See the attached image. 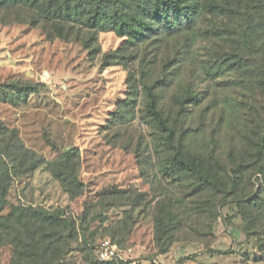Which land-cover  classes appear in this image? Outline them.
<instances>
[{"label":"rangeland","instance_id":"1","mask_svg":"<svg viewBox=\"0 0 264 264\" xmlns=\"http://www.w3.org/2000/svg\"><path fill=\"white\" fill-rule=\"evenodd\" d=\"M238 22L207 15L184 39L155 37L137 46L114 31L92 35L67 25L71 31L60 38L26 12L0 15V122L16 131L26 158L42 160L33 172L12 176L7 202L66 220L50 237L36 231L32 239L25 233L26 241L43 247L56 240L54 264H84L104 239L131 248L129 259L159 264H264L262 235L244 229L235 202L195 191L191 178L163 174L176 150L197 159L211 152L226 171L241 162L246 191L257 189L254 178L248 182L249 112L250 104L260 111L264 97L249 95V49L237 43ZM237 53L247 58L238 62ZM211 70L218 72L211 76ZM170 73L181 77L154 88L164 116L175 117V98L185 89L198 97L196 105L184 104L173 145L147 116L144 88ZM10 84L32 88L11 100L3 97ZM72 148L76 193L55 175L62 153ZM207 204H215L217 216L206 214ZM164 210L177 224L159 230ZM168 236L173 242L161 253ZM18 245H0V264L26 263Z\"/></svg>","mask_w":264,"mask_h":264},{"label":"trees","instance_id":"2","mask_svg":"<svg viewBox=\"0 0 264 264\" xmlns=\"http://www.w3.org/2000/svg\"><path fill=\"white\" fill-rule=\"evenodd\" d=\"M19 12L29 14V19L46 29L47 35L53 30L57 37L65 38L71 31L66 30L67 25H70V28L79 25L92 32V35L114 31L119 36L125 37L131 45L137 46L155 37L184 39L188 33L197 28L198 20L207 15L209 17L223 14L233 18L235 16L236 21L240 20L237 25L239 30L236 32L239 37L237 43L249 49L247 56L249 57V95L254 100H257V96L264 97V0H0L1 16ZM236 55L238 62L247 58L241 53ZM231 64L240 65L236 61ZM207 72L213 76L218 71ZM170 77L169 79L159 77L153 79L150 85L144 84L147 116L151 118L154 127L164 133V142L167 145H173L174 138L176 139V123H179L181 115H185L184 104L189 102L196 105L198 102V97L185 89L182 96L175 98V117L172 119L170 115L164 116L160 99L154 93V88L164 86L166 81L174 83L181 76L170 73ZM10 85L12 89L3 90V97H9L11 100L13 96L25 98L32 88L28 85ZM263 104H260V111L257 105L250 104L254 112H249L248 182L251 183V179L254 178L252 184L257 185L256 190L246 191L243 185L246 182L241 171L243 165L241 162H233L232 168L226 171L222 168L218 157L211 152L207 157L197 159L194 155L176 150L163 170V174L173 179L175 177L180 178L181 181L186 178L193 179L195 191L206 194L213 192L223 200L231 199L235 202L244 219V229L249 231L254 229L262 235L259 243L262 251H264ZM27 153L18 140L16 131L0 122V211L9 204L7 195L12 176L27 175L42 163V160L35 156L26 158ZM76 155L73 148L64 151L55 170V175L67 185V190L74 193L79 187L75 173L78 163ZM208 204L205 206L206 214L217 216L215 204L214 208ZM162 212L163 216L158 220L157 229L170 228L173 223L172 227H175L177 222L175 223L174 215L169 210ZM166 215L168 219L164 221ZM65 223L66 220L57 212L19 202L11 203L8 205V212L0 215V245L7 242L17 245L19 243L18 253L25 255V264H54L58 258L54 246L56 240L49 239L41 247L26 241L25 233L30 239L34 238L32 235H35L36 231L39 236L41 234L49 236L48 231L64 226ZM172 242L171 236L166 237L163 246L159 247L161 253L166 252ZM150 259L148 257L145 261L137 260L135 264H144L142 262L159 264ZM85 263L131 264L132 261L105 262L92 257ZM11 264L21 263L17 260Z\"/></svg>","mask_w":264,"mask_h":264},{"label":"built area","instance_id":"3","mask_svg":"<svg viewBox=\"0 0 264 264\" xmlns=\"http://www.w3.org/2000/svg\"><path fill=\"white\" fill-rule=\"evenodd\" d=\"M132 252L131 248H121L116 242L109 239L102 240L94 252V258L99 261H112V260H121L127 261L131 260V264L139 259H129V256ZM153 262H156L153 260ZM144 264H149L148 262H142ZM86 264V263H85ZM89 264V263H87Z\"/></svg>","mask_w":264,"mask_h":264}]
</instances>
